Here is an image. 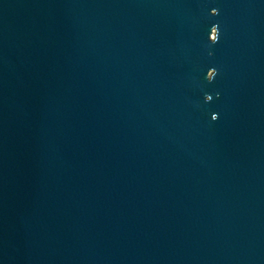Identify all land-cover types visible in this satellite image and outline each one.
Listing matches in <instances>:
<instances>
[{
	"label": "water",
	"instance_id": "95a60500",
	"mask_svg": "<svg viewBox=\"0 0 264 264\" xmlns=\"http://www.w3.org/2000/svg\"><path fill=\"white\" fill-rule=\"evenodd\" d=\"M0 264H264V0H0Z\"/></svg>",
	"mask_w": 264,
	"mask_h": 264
}]
</instances>
